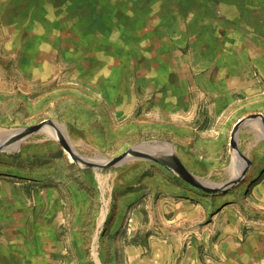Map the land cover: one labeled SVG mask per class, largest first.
Listing matches in <instances>:
<instances>
[{"label": "rangeland", "instance_id": "1", "mask_svg": "<svg viewBox=\"0 0 264 264\" xmlns=\"http://www.w3.org/2000/svg\"><path fill=\"white\" fill-rule=\"evenodd\" d=\"M47 4L0 0V137L51 119L89 158L161 141L219 184L246 164L233 146L250 163L209 192L145 159L87 167L31 133L0 150V264H264V123L231 142L264 116V0H153L117 43L45 26Z\"/></svg>", "mask_w": 264, "mask_h": 264}, {"label": "crops", "instance_id": "2", "mask_svg": "<svg viewBox=\"0 0 264 264\" xmlns=\"http://www.w3.org/2000/svg\"><path fill=\"white\" fill-rule=\"evenodd\" d=\"M48 1L49 4L43 7L44 17L46 18L45 26H55L57 28L63 25L65 27L73 26L72 28H76L82 34L97 38L104 37L109 41H111V38L114 43H117V38L122 42L123 37H119V35H124L128 38V41L132 40L134 26L136 25H134L133 20L144 13L146 15L150 2H153V0ZM30 20L35 24L38 15H32ZM42 32L49 35L54 32V29L46 28L38 31V33Z\"/></svg>", "mask_w": 264, "mask_h": 264}, {"label": "water", "instance_id": "3", "mask_svg": "<svg viewBox=\"0 0 264 264\" xmlns=\"http://www.w3.org/2000/svg\"><path fill=\"white\" fill-rule=\"evenodd\" d=\"M250 119H260L264 123V116L261 113H253V114H250L248 116L238 119L236 123L234 124L232 132H231V142L233 145H235V137H236L238 128L242 124L247 123ZM46 126L52 127L56 130L57 137L54 139H57V141L62 145L64 149H66V151H68L72 159L76 161L77 163L83 164L87 167H106V166L118 165L131 158L145 159L148 161L158 162V163L163 164L166 167H169L183 180L187 181L188 183L194 186H197L206 191H209V192L225 190L231 187L234 183L238 182L244 176L246 172V168L248 164L250 163V159L237 150L238 154L242 158L245 159L246 164L241 168L238 175H235L232 178H230L229 182L231 181L230 182L231 185L222 187V185L219 183H212V182H208L205 180H201L197 175L192 173L184 165L182 160L178 156L173 154V152H168L166 150L153 151L149 149V147L147 146L145 147L143 143L135 145L115 157L89 158V157H85L84 155L80 154L70 145L65 135L60 131L59 127L51 119L43 120L39 123L32 124V125L25 126V127L12 128V129L6 130L4 134L2 135V137H0V150L10 149V151H15L17 147L11 149V148H8V146L13 143H17V146H18L19 142L23 138H25L26 136L36 131H44V128ZM229 182H226V183L229 184Z\"/></svg>", "mask_w": 264, "mask_h": 264}, {"label": "bare ground", "instance_id": "4", "mask_svg": "<svg viewBox=\"0 0 264 264\" xmlns=\"http://www.w3.org/2000/svg\"><path fill=\"white\" fill-rule=\"evenodd\" d=\"M44 129H47V133H48L49 136H51L53 138H56L57 137V134L55 132L56 130L54 128L49 127V126H46ZM143 144H144L145 147L147 146V147H149V149H151L153 151L166 150L168 152H172V149H173L170 144L165 143V142H161V141L148 142V143H143ZM15 147H17V143H13V144H11V145L8 146V148H11V149H13ZM233 152H234V156L235 157L238 156V151L235 148V146H233ZM239 169H240L239 167H236V169H235V167L232 166L231 171H232V173H233L234 176L239 173ZM230 182H229V184L228 183H224V184H221V185H222V187H225V186L231 185ZM101 184H104V183L101 181Z\"/></svg>", "mask_w": 264, "mask_h": 264}]
</instances>
